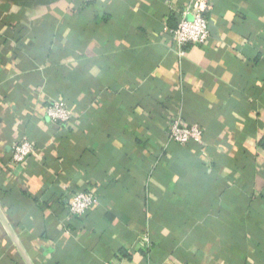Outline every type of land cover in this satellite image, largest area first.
I'll return each instance as SVG.
<instances>
[{
	"label": "crops",
	"instance_id": "1",
	"mask_svg": "<svg viewBox=\"0 0 264 264\" xmlns=\"http://www.w3.org/2000/svg\"><path fill=\"white\" fill-rule=\"evenodd\" d=\"M189 3L0 0V208L32 264H264V0H208L179 62ZM175 114L201 143L167 137ZM81 190L98 202L72 216ZM0 264H26L1 221Z\"/></svg>",
	"mask_w": 264,
	"mask_h": 264
},
{
	"label": "built area",
	"instance_id": "2",
	"mask_svg": "<svg viewBox=\"0 0 264 264\" xmlns=\"http://www.w3.org/2000/svg\"><path fill=\"white\" fill-rule=\"evenodd\" d=\"M209 9L208 0H190V3L180 11L176 26L170 30L179 62L185 57L188 45L202 46L210 39L211 34L206 15ZM44 113L48 120L57 124L67 125L74 120L73 111L58 99L49 100L44 106ZM168 119L165 132L171 141L180 146L202 142L203 131L199 125L185 124L179 114L168 115ZM34 154V144L29 138L23 136L13 145L9 164L11 166L21 165ZM97 202L98 196L93 190L76 191L69 198L68 209L72 216L80 217L94 208ZM103 264L114 263L104 262Z\"/></svg>",
	"mask_w": 264,
	"mask_h": 264
},
{
	"label": "water",
	"instance_id": "3",
	"mask_svg": "<svg viewBox=\"0 0 264 264\" xmlns=\"http://www.w3.org/2000/svg\"><path fill=\"white\" fill-rule=\"evenodd\" d=\"M0 221L2 225L4 226L6 232L10 236L11 240L13 241L14 245L16 246L17 250L19 251L20 255L22 256L23 260L26 264H32L30 261L28 255L26 254L25 250L23 249L18 237L16 236L12 226L8 222L6 216L4 215L3 211L0 208Z\"/></svg>",
	"mask_w": 264,
	"mask_h": 264
},
{
	"label": "trees",
	"instance_id": "4",
	"mask_svg": "<svg viewBox=\"0 0 264 264\" xmlns=\"http://www.w3.org/2000/svg\"><path fill=\"white\" fill-rule=\"evenodd\" d=\"M168 107V106H167ZM188 146H191V144H189Z\"/></svg>",
	"mask_w": 264,
	"mask_h": 264
}]
</instances>
